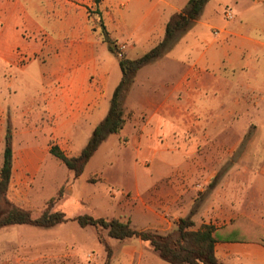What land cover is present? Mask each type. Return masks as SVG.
I'll use <instances>...</instances> for the list:
<instances>
[{"label":"crops","instance_id":"1","mask_svg":"<svg viewBox=\"0 0 264 264\" xmlns=\"http://www.w3.org/2000/svg\"><path fill=\"white\" fill-rule=\"evenodd\" d=\"M188 2L0 0L2 162L10 122L31 130L20 137L27 146L13 149L14 169L20 154L40 160L51 155L52 145L78 156L74 152L106 118L122 79L119 62L103 53L105 37L137 59L164 39L168 21ZM254 5L264 6V0ZM221 13L204 18L202 12L197 26L153 62L161 67L168 61L166 70L128 92L126 123L117 134L128 157L116 165L128 161L131 168L95 171L101 180L89 182L118 190L110 197L120 217L108 219L132 223L136 216L144 224L134 226L138 230L165 234L194 211L195 229L216 228L219 263L264 264V20L245 19L243 12L226 20ZM21 90L29 93L24 108L12 104ZM38 137L48 146L45 153L32 147ZM147 253L161 259L137 238L118 240L114 249L115 261L124 264H143ZM18 256L6 254L0 264H22Z\"/></svg>","mask_w":264,"mask_h":264},{"label":"rangeland","instance_id":"2","mask_svg":"<svg viewBox=\"0 0 264 264\" xmlns=\"http://www.w3.org/2000/svg\"><path fill=\"white\" fill-rule=\"evenodd\" d=\"M227 11L243 12L245 19L261 17L264 20V6H255L254 0H211L203 9L204 18H208L210 12H222L221 14L224 16ZM87 12L89 18H94L95 11L93 9H88ZM197 21L179 37L174 47L194 26H197ZM93 25L99 26L103 33L101 22L95 20ZM115 45L119 47V45ZM103 53L112 60L113 64H118L120 56L113 53L109 47L105 48ZM118 53L122 55L123 51L118 49ZM184 54L190 56V50L186 49ZM168 65L169 62L164 60L161 67L154 63L142 67V71L131 89L138 92L137 90L141 88L146 76L155 80L166 70ZM118 69L122 75L119 64ZM134 92L132 94H135ZM28 94V92L21 90L18 96L13 98L12 104L24 108ZM128 97L130 96L127 94L124 106L129 102ZM9 127L12 132V148L23 149L26 147L27 144L22 142L20 137L23 133L31 130L15 128L11 122ZM251 131L253 132V130ZM118 138L117 135H111L80 177H76L73 171H70L62 161L54 156L46 154L44 158L36 160L20 154L15 160V169L13 167V176L8 191L9 201L30 211L35 218L40 217L47 209L52 212L63 211L68 218H75L83 214H88L94 218L120 217L119 214L114 213L115 207L113 199H111L118 190L109 188L107 183L102 181L95 184L89 182L95 181V179L101 180V178L93 177L95 171L106 174L110 169L122 171L131 168L128 161L123 162L122 165H116L118 160L128 157L123 147L118 146ZM28 140L31 141L34 138L29 135ZM37 140L39 144H33L32 147L39 149L41 154L45 153L48 146L41 144V137H38ZM79 151L74 153H80ZM120 171H117L119 172V174L117 173V183H122L123 177ZM218 179L219 177L216 182ZM132 225L140 227L144 224L135 216ZM99 236L104 238V243L99 241ZM116 244H118V240L109 238L107 231L93 227L81 228L77 222L72 221L48 229L28 225L10 226L0 230V262H2L1 260L3 262L8 261L5 255L15 252L19 254L17 260L22 264H105L106 248L108 247L113 251L114 262L112 261V264H124L115 261L114 249ZM146 246L148 247V244ZM149 256H153L155 262L169 264L153 253H147V257L144 256L146 261H143V264H156L155 262H148ZM11 259L9 258V261Z\"/></svg>","mask_w":264,"mask_h":264},{"label":"trees","instance_id":"3","mask_svg":"<svg viewBox=\"0 0 264 264\" xmlns=\"http://www.w3.org/2000/svg\"><path fill=\"white\" fill-rule=\"evenodd\" d=\"M95 1L97 4L101 2V0ZM209 1L211 0H189L185 9L168 21L164 39L137 59H129L124 54H119L115 42L106 36L105 42L109 49L120 56L119 65L122 71V79L114 91L109 112L94 129L88 143L78 156L68 157L56 145L51 146V155L62 161L70 171L74 172L76 177H80L103 142L111 135L119 134L124 128L126 123L124 100L135 82L137 72L170 51L179 37L200 18ZM13 167L12 132L8 126L6 147L0 167V230L18 225L48 229L72 221L77 222L81 228L93 227L105 230L108 237L115 240L140 239L169 264H221L215 256L216 228L211 225H203L195 230L194 211L187 218L179 220L175 230L165 234L152 230H138L129 220L94 218L87 214L68 218L62 211L52 212L49 209L44 211L40 217L35 218L30 211L14 205L8 199ZM99 241L104 243V238L99 236ZM262 242L264 243V238ZM106 252L105 264H112V261L114 262L113 251L107 247Z\"/></svg>","mask_w":264,"mask_h":264},{"label":"built area","instance_id":"4","mask_svg":"<svg viewBox=\"0 0 264 264\" xmlns=\"http://www.w3.org/2000/svg\"><path fill=\"white\" fill-rule=\"evenodd\" d=\"M224 17L227 20H232L234 18V14L231 11H227V12H225ZM215 34L218 35L219 34V31L218 30L215 31ZM119 49L122 50V51H124L125 50V47H122V48H119Z\"/></svg>","mask_w":264,"mask_h":264}]
</instances>
